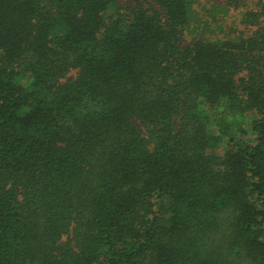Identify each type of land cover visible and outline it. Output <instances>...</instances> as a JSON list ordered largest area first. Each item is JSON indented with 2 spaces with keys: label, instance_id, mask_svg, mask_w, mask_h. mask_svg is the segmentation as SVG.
Segmentation results:
<instances>
[{
  "label": "trees",
  "instance_id": "16d2710c",
  "mask_svg": "<svg viewBox=\"0 0 264 264\" xmlns=\"http://www.w3.org/2000/svg\"><path fill=\"white\" fill-rule=\"evenodd\" d=\"M0 264H264V0H0Z\"/></svg>",
  "mask_w": 264,
  "mask_h": 264
}]
</instances>
